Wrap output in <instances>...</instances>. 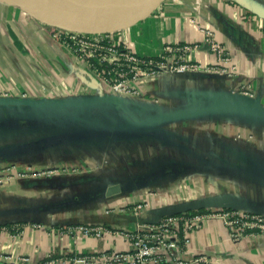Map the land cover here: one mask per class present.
<instances>
[{
	"label": "crops",
	"instance_id": "crops-1",
	"mask_svg": "<svg viewBox=\"0 0 264 264\" xmlns=\"http://www.w3.org/2000/svg\"><path fill=\"white\" fill-rule=\"evenodd\" d=\"M105 1L117 6L106 11L110 17L87 23L118 21L138 6ZM17 14L0 4V97L98 101L79 108L0 107V227L18 224L23 231L13 243L1 233L0 251L36 262L67 246L50 238L52 227L134 230L132 208L141 200L147 202L141 219L205 201L204 213L174 216L216 209L264 215V0H164L117 35L149 58L180 45L190 48L191 61L211 65L194 20L225 48L227 74L149 75L137 80V94L121 98L67 48L46 41L32 24L20 26ZM127 182L134 189L106 194ZM230 233L212 218L180 226L185 242L173 254L182 261L205 256L209 264H264V235ZM68 246L81 254L127 249L109 238Z\"/></svg>",
	"mask_w": 264,
	"mask_h": 264
},
{
	"label": "built area",
	"instance_id": "built-area-1",
	"mask_svg": "<svg viewBox=\"0 0 264 264\" xmlns=\"http://www.w3.org/2000/svg\"><path fill=\"white\" fill-rule=\"evenodd\" d=\"M193 11H197V6L193 7ZM191 24L208 44L214 57L213 64L202 65L191 61L188 56L190 48L180 45L165 46L159 56L155 59L149 58L139 54L135 44L130 43L123 33L112 36L115 32L105 35L69 36L65 47L69 52H75L74 58L84 63L95 78L104 84L108 92L117 98L137 94L135 87L137 80L149 75L187 72L226 75V70L221 67L228 61L225 48L216 40L212 30L199 26L194 20H191ZM146 206L145 200L133 205L132 215L136 220L134 230L83 224L52 227L49 232L50 238L63 240L67 245L60 254L48 250L39 260L33 262L26 255L14 257L9 252L0 251V264H209L205 256L182 261L173 254L179 250L178 244L185 242H180L178 238L180 226L186 230L191 229L209 218L227 227L234 239L252 233L264 235L262 214L216 209L203 215L156 218L154 214L149 218L141 219V212ZM33 227L39 228L40 225ZM22 232L18 224L0 227V235L6 234L11 243L16 241ZM82 238L120 240L127 249H109L95 254H81L70 250L68 245Z\"/></svg>",
	"mask_w": 264,
	"mask_h": 264
},
{
	"label": "water",
	"instance_id": "water-1",
	"mask_svg": "<svg viewBox=\"0 0 264 264\" xmlns=\"http://www.w3.org/2000/svg\"><path fill=\"white\" fill-rule=\"evenodd\" d=\"M3 1V0H0ZM58 1H69V0H58ZM79 1L86 5L94 6L95 8H98L100 10H104L107 8H116L117 6L113 4L110 1H104V0H75ZM164 0H136L135 3L143 9L142 12H140L135 18H133L128 23H123L118 26H116L112 30L108 31H100V32H91V31H76V32H83V33H112L117 32L121 30H125L138 22L144 20L147 18L151 13H153L163 2ZM7 2V1H3ZM9 4L19 6L24 10V8L20 5L13 4L8 2ZM105 23L102 22L101 25H104ZM59 27V26H58ZM69 30V29H66ZM73 31V30H71ZM98 100H92V99H83L79 101L74 100H60V99H47V98H17V97H0V107H13V108H29V109H52V108H79L83 105L91 104L92 102H95ZM114 102H118L116 98L112 99ZM259 105V103H257ZM130 188L134 189V184L131 182L124 183L123 185H117V186H111L107 189L106 194L112 195L115 193H118L120 191H125ZM210 205V202H194V203H186L182 205L177 206H168L164 207L161 210H159L156 214V218H162V217H170L174 215H179L191 211H198L205 207Z\"/></svg>",
	"mask_w": 264,
	"mask_h": 264
},
{
	"label": "bare ground",
	"instance_id": "bare-ground-1",
	"mask_svg": "<svg viewBox=\"0 0 264 264\" xmlns=\"http://www.w3.org/2000/svg\"><path fill=\"white\" fill-rule=\"evenodd\" d=\"M13 4L20 5L24 8L25 13L31 14V11L37 15L44 16L48 19L47 22L63 29L73 31H91L100 32L114 29L116 26L128 23L135 18L143 9L139 6L134 10L130 16L122 17L118 21L107 22L104 25L98 24L91 28H85L78 25V23L88 22L96 16H103L107 9L100 10L91 5L83 4L79 1H58V0H3ZM105 1V0H104ZM45 10L44 14L38 12Z\"/></svg>",
	"mask_w": 264,
	"mask_h": 264
},
{
	"label": "rangeland",
	"instance_id": "rangeland-1",
	"mask_svg": "<svg viewBox=\"0 0 264 264\" xmlns=\"http://www.w3.org/2000/svg\"><path fill=\"white\" fill-rule=\"evenodd\" d=\"M0 4H2L3 6H5L7 8H13V9H16L18 11V14H17V16H18L17 18L18 19L17 20H18V23L20 24V26H23L22 22H24V23L26 22V23L34 25L35 29H37V32L46 41L52 39L57 44L62 45V47H65L66 44L68 43V37L69 36H81V35L87 36V34L88 35H102V34L105 35V34H108V33H83V32H76V31L66 30V29H63V28L58 27L56 25H53V24H50V23H47V22H43V21H48V19L46 17H44V16L37 15V14H39L37 12L35 14V13H33L31 11V14H27L19 6L12 5V4H9L8 2H3V1H0ZM38 12H42L44 14L45 10H41V11H38ZM103 16L106 17V18L110 17V15L108 13L103 14ZM99 22L101 23L103 21L100 19ZM78 25L83 26L85 28H91V27H94V26L98 25V23L83 22V23H78ZM23 30L24 29H22V31ZM117 34H118V32H115V33L112 34V36H116ZM25 35H26V31H25L24 36ZM20 37L22 38V36H20ZM23 39H25V38L23 37ZM25 44L27 46V43H25ZM72 51L74 52V50H72ZM72 55L75 56L76 55L75 52L72 53Z\"/></svg>",
	"mask_w": 264,
	"mask_h": 264
},
{
	"label": "trees",
	"instance_id": "trees-1",
	"mask_svg": "<svg viewBox=\"0 0 264 264\" xmlns=\"http://www.w3.org/2000/svg\"><path fill=\"white\" fill-rule=\"evenodd\" d=\"M206 210H199V211H194V212H188V213H186L185 215H192V214H196V213H204ZM184 215V214H183Z\"/></svg>",
	"mask_w": 264,
	"mask_h": 264
}]
</instances>
